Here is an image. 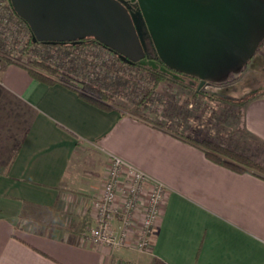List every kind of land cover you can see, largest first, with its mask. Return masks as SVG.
<instances>
[{
  "label": "crops",
  "instance_id": "0c3cea01",
  "mask_svg": "<svg viewBox=\"0 0 264 264\" xmlns=\"http://www.w3.org/2000/svg\"><path fill=\"white\" fill-rule=\"evenodd\" d=\"M239 106L242 136L264 165V96ZM146 116L101 108L22 65L0 67V264H264V177L208 158L203 140L237 147L180 130L182 118L177 132ZM87 149L103 174L91 167L70 178ZM113 155L166 187L148 254L89 239L91 203Z\"/></svg>",
  "mask_w": 264,
  "mask_h": 264
},
{
  "label": "water",
  "instance_id": "95a60500",
  "mask_svg": "<svg viewBox=\"0 0 264 264\" xmlns=\"http://www.w3.org/2000/svg\"><path fill=\"white\" fill-rule=\"evenodd\" d=\"M34 40L94 37L128 63L216 88L242 80L264 41V0H11ZM134 3L137 5L133 7ZM150 36L155 57L143 38Z\"/></svg>",
  "mask_w": 264,
  "mask_h": 264
},
{
  "label": "trees",
  "instance_id": "16d2710c",
  "mask_svg": "<svg viewBox=\"0 0 264 264\" xmlns=\"http://www.w3.org/2000/svg\"><path fill=\"white\" fill-rule=\"evenodd\" d=\"M7 39L10 41L7 42ZM263 44L264 41L261 45ZM20 45L23 47L20 48ZM15 51L22 56H30V61L18 62L12 54ZM253 62L255 66L256 59H253ZM4 63H18L24 66L32 77L47 84L66 82L78 89L81 97L101 108H122L144 119H147V116L143 111L151 102L159 100L160 93L157 88L161 84L174 83L188 89L193 92L194 100L208 96L204 95L206 92L203 93L199 87L191 86L164 72L124 61L117 52L104 46L94 37H87L79 43L34 40L30 25L15 11L11 0H0V67ZM125 90L131 99V108L117 101L116 95L124 93ZM263 96L264 89L241 97V101L229 96V91L209 97L245 106L250 100ZM151 122L161 127L165 125L154 119ZM200 143L207 157L214 162L236 172L249 171L264 177V165L252 157L222 146L214 140H203Z\"/></svg>",
  "mask_w": 264,
  "mask_h": 264
},
{
  "label": "rangeland",
  "instance_id": "374dc122",
  "mask_svg": "<svg viewBox=\"0 0 264 264\" xmlns=\"http://www.w3.org/2000/svg\"><path fill=\"white\" fill-rule=\"evenodd\" d=\"M4 22H6V20ZM9 41L10 39H7V42ZM19 47L22 48L23 45H20ZM12 54L14 58H16V60L21 63L28 62L31 58L30 56H22L17 51L13 52ZM255 57L256 64L254 68H258V71L256 72L254 70V72H252L253 70L249 69L243 75L242 80H238V77L232 76L230 79L231 88L227 90V92L229 91V96L239 98V100L241 101L243 99L241 97H244L256 90L264 89V44L259 47V50L255 54ZM184 82L193 86L187 79ZM148 85L150 86V84ZM205 89L212 90L214 88L207 87ZM157 91H159L160 93L159 100H156L158 99L156 98V101L151 102L149 106H147L148 108L143 111V114H146L152 119L164 123L166 126L174 127L176 129L175 131L177 132L179 131V127H176L175 125H177L181 121L180 118H182L181 122L185 125H182V129L180 130H185L188 134L191 135L197 134L200 137L211 136V138L224 142L225 145L237 147L236 149L240 148V150H246L249 156L259 159V152L257 151L256 153V150L252 148L253 145H255L256 147L258 145L254 143L253 140L247 141L251 140L248 136H242L243 133H245L242 114L243 109L239 106L238 103L237 105H234L232 103H222L210 98L209 96H201L199 100H194L192 97V91L181 88L174 83L161 84V86L157 88ZM127 94L128 93L125 90L124 93L116 95L117 101L118 103L122 102L121 104L127 106V108H131V99ZM200 101L202 102V105L199 104ZM236 149L235 151H237ZM99 160L101 159L98 154L95 155V151L90 149L84 150L78 157L76 164L73 163V169H71L69 173L70 178L77 175L78 171H83L85 172V174L92 172L90 171L91 167L95 173L103 174V167L101 166ZM94 165L96 167L98 166V168L94 167ZM107 179L108 172L101 190L97 192V194L93 197L91 203L92 216L94 220L93 226L96 224V208L94 207V202L102 195ZM122 201L123 197L119 193L115 201V206H117V209L119 210L121 209L120 206ZM118 216L114 220L113 227L117 231V234L120 235V226L122 225V221ZM139 223V221H135V224L129 225V233H131L127 236L122 237L121 246L117 248H108L112 251H117L122 248H129L132 251L140 254H148V252L140 251L137 248V244L141 240V236L137 235L139 233H137L138 231L136 232L137 228L135 227V225ZM138 260L142 263H145L144 259L138 258Z\"/></svg>",
  "mask_w": 264,
  "mask_h": 264
},
{
  "label": "built area",
  "instance_id": "2783aa9c",
  "mask_svg": "<svg viewBox=\"0 0 264 264\" xmlns=\"http://www.w3.org/2000/svg\"><path fill=\"white\" fill-rule=\"evenodd\" d=\"M119 193L123 197L120 210L115 206ZM165 193L166 187L161 181L151 178L121 157L111 156L104 191L94 202L96 224L91 227L90 241L97 245L117 248L122 244V237L131 233L129 225L139 221L140 223L135 225L136 232L139 233L137 235L141 236L137 248L150 252L151 236L162 211ZM117 216L122 221L120 235L113 227Z\"/></svg>",
  "mask_w": 264,
  "mask_h": 264
},
{
  "label": "flooded vegetation",
  "instance_id": "af4514ba",
  "mask_svg": "<svg viewBox=\"0 0 264 264\" xmlns=\"http://www.w3.org/2000/svg\"><path fill=\"white\" fill-rule=\"evenodd\" d=\"M133 7L136 8L137 5L134 3ZM143 32H144V33H143V38H144L145 43H146V45H147L149 56H150V57H155V51L153 50V46H152V42H151V40H150V36H149V34L146 32L145 29H144ZM255 59H256V58H254V60H255ZM253 65H254V62H253L252 65H251V70H253L252 72H254V70L257 72V71H258V70H257L258 68H257V69L254 68ZM186 79L189 80V83L192 84L193 86L196 85L197 87H199L200 90H202V89L204 88V85H203V86H200V85H199L200 80L196 79V81H193V80L190 79V78H185L184 81H185ZM230 82H231V80L227 81V82L224 83V84H219L218 87L212 89L209 93H207V92H206V93L203 92V93L206 94V95H208V96H214V95H222V94H225L226 91H227L228 89L231 88V86H230ZM205 88H207V87H205Z\"/></svg>",
  "mask_w": 264,
  "mask_h": 264
}]
</instances>
